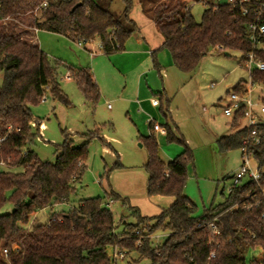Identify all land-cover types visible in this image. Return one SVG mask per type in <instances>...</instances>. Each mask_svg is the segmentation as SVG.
Here are the masks:
<instances>
[{"label":"trees","instance_id":"trees-1","mask_svg":"<svg viewBox=\"0 0 264 264\" xmlns=\"http://www.w3.org/2000/svg\"><path fill=\"white\" fill-rule=\"evenodd\" d=\"M121 1L124 8L117 14L109 9L113 0L104 5L99 0H0V251L6 248L9 252L7 259L0 255V264H113L109 248L137 251L150 264H264V203L256 204L264 201V122L253 127L261 132V143L251 148L263 169L260 187L254 181H244L228 192L222 204L201 215L184 193L191 161L188 149L164 162L152 135L140 136L148 154L144 165L147 194L172 197L168 208L149 217L134 211L137 224L126 223L121 235L115 232L113 213L101 196L81 199L68 210H54L58 204H69L76 193L75 185L87 168L91 140L99 138L108 148L112 145L94 130L85 134V142L78 146L64 132L65 140L56 145L54 162L42 160L30 148L38 135L32 126L35 120L30 104L38 103L48 90L54 99L70 102L57 79V63L38 42L24 39L26 30H18L17 24L62 34L75 42L98 40L101 50L109 55L122 51L129 37L140 29L131 18L135 0ZM189 1L148 0L143 6L163 36V47L170 52L174 66L190 74L211 49L239 50L243 61L253 48L249 24L258 16L260 0L209 5L200 21L187 6ZM256 55L264 60V48ZM69 72L85 100L97 104L100 90L91 69L70 67ZM252 79L264 85V72L254 71ZM242 88L241 82L234 89ZM163 93H155L160 96V105ZM243 115L242 110L237 112L233 125H238ZM164 126L167 141L184 142L169 122ZM248 132L242 127L221 136L217 140L220 151L241 149ZM116 165L121 166L119 162ZM16 167L23 169L14 171ZM108 195L112 200L119 198L114 192ZM7 204L10 209H5ZM244 204L252 207L244 209ZM43 209L50 210L48 221H34L25 228L29 218ZM212 223L219 235L213 234ZM157 230L170 234L164 243L154 245L152 235ZM217 242L216 257L210 258ZM249 249H260L262 259L253 258L248 263L245 254Z\"/></svg>","mask_w":264,"mask_h":264},{"label":"rangeland","instance_id":"rangeland-1","mask_svg":"<svg viewBox=\"0 0 264 264\" xmlns=\"http://www.w3.org/2000/svg\"><path fill=\"white\" fill-rule=\"evenodd\" d=\"M99 1L104 5L107 0ZM147 2L148 0H135L131 12V18L135 22L146 18L151 20L143 9ZM227 2L229 0H191L186 4L195 19L200 21L207 6ZM123 8L121 0H113L109 5V9L117 14H121ZM7 21L3 22L7 24ZM17 29L26 30L22 33L24 39L37 42L35 29H26V26L20 23L17 24ZM37 39L41 48L53 62L57 63V79L70 103L65 104L54 99L48 90L38 103L30 104L35 120L32 126L38 132L30 148L42 160L54 162L57 155L56 145L64 142V132L69 134L70 139L74 140V145L78 146L85 142V134L94 130H99L104 140L112 145V148H108L99 138L91 140L87 168L82 179L75 185L76 193L71 195L69 204H58L54 210H68L78 205L81 199L101 196L105 201L111 202L110 209L116 224L115 232L121 235L126 231V223L137 224L138 218L132 213L140 212L143 203L146 202L142 194L147 179L143 166L147 162V150L138 141L140 135L135 121L127 113L126 108L121 109L115 100L110 99L108 104L114 108L111 111L107 103L103 105L101 97L97 104L87 102L77 82L68 78L70 67H83L90 68L94 75L96 70L103 83L101 77L106 74L103 72L102 62L104 60L107 64L108 56L99 51L98 40L90 42L89 45L85 44L87 48L96 50L92 56L88 50L80 48L78 42L62 34L38 31ZM241 57L242 53L239 50L223 52L211 49L201 60L199 67L190 74L172 67L164 78L163 70L158 68L144 76V83L148 79L151 89L164 92L163 111L157 110L155 115L150 113L147 116H153L159 122H166L167 119L171 121L172 118L171 124L177 129L176 134L184 141H167L166 137L159 138L162 149L173 155L169 159H174L188 149L191 161L187 166L184 193L195 203L197 215L225 201L229 186L232 184V176L242 163L243 152L240 148L221 152L216 139L218 135L230 133L246 123V119H243L237 126H233L232 116L225 115L221 107L228 90H232L242 80H249V72L243 66ZM1 81L0 76V83ZM122 81L121 77L116 76L115 85H122ZM106 84L109 85L107 81ZM146 87L148 88L147 85ZM153 97L160 98L158 94H154ZM254 112L256 120L264 122V114L258 107H254ZM112 114L115 115L113 122L110 118ZM148 117L144 122L146 126ZM165 159L168 157L165 156ZM118 162L121 166L116 165ZM12 169L21 171L23 168ZM110 189L119 195V198L111 201L107 193ZM133 201H138V205L133 204ZM5 209H10L9 204ZM145 209L150 211L152 207L148 205ZM49 213V209L38 211L29 218L24 227L30 228L34 221L46 223ZM141 230L147 232L144 226H141ZM169 234L168 231L157 230L152 235L153 244L164 243ZM112 249H108L110 254L113 252ZM122 253L124 256L117 258L114 264H150V260L140 258L137 251ZM245 258L248 263L253 258L262 259V251L249 249Z\"/></svg>","mask_w":264,"mask_h":264},{"label":"crops","instance_id":"crops-1","mask_svg":"<svg viewBox=\"0 0 264 264\" xmlns=\"http://www.w3.org/2000/svg\"><path fill=\"white\" fill-rule=\"evenodd\" d=\"M149 21L151 22L152 20L149 19L147 20L146 18L136 22L140 29L139 31L134 32L131 35V37H129V39L125 43V48L122 51H118L108 55L105 54L100 48L99 51L100 52L102 51L106 56H108L107 58L109 59L107 61V64L104 63V60L102 62L103 72L106 74L104 77H101L103 83L95 69H94L95 75L93 72L92 73L99 87L100 97L101 100L103 101V105L107 103L108 109L112 111L114 108L109 106L110 103L108 104V102L110 99H113L116 101V103L119 104L121 109L126 108L127 113L131 115L135 121L138 134L140 136H148V135L154 136L159 147V154L161 159L164 162H168L172 160L169 158H171L173 155L170 154L169 151H166V149L165 150L162 149L159 142L160 140L159 138L163 137L165 139L166 131L164 133L159 131H154L152 125L149 123V117L147 116L150 113L155 115V111L157 110L162 112L163 100H161V105L159 106L152 105L151 103L152 96L159 91H155L154 89H151L150 81L148 79L145 80L144 83V76L147 75V73H149L151 70L158 68L159 70H163V78H164V76L167 75L168 73L167 71L175 66L173 64L171 54L169 55L170 52L165 47H163L164 44L163 36L158 31L153 21H152L153 24L150 23ZM37 32L38 30L36 31L35 38L36 41L38 42ZM89 44L90 43H88L87 45ZM80 48H85L89 52L93 51L94 54L92 56H94L96 53V50L92 48H87L86 45ZM162 63L165 65V66L163 65L164 67L162 66ZM116 76L121 77L123 79V81L121 82L122 85L119 84L118 86L115 85ZM68 78H70V72ZM106 81L109 83V85L106 84ZM241 82H242V86H244L247 81L242 80L238 82L235 85V87L239 85ZM146 85L148 86L149 89L146 87ZM230 91L231 90H228L226 94L228 95ZM227 95L224 100L225 102H222L221 104L222 108L229 103ZM168 108L169 106L167 107V109ZM147 117H148V126L144 124L145 119ZM110 118L111 121L113 122V120L115 119V115L111 116ZM232 119H234V117H232ZM154 120L157 123H159L164 129H165L164 124L166 122H169L172 130L175 133H177V129L173 127V125L171 124L173 122L172 118L170 119L171 121L167 119L166 122H162V121L159 122L156 120V118H154ZM245 125L246 123L243 126L239 127V129L245 127ZM235 131L236 130L230 131V133H227L225 135L231 134ZM140 136L138 137L139 138L138 141H140ZM221 136L223 135H218L216 139H219ZM141 146L143 145L141 144ZM165 156L166 158L168 157L167 160L165 159ZM146 175H147L146 177L147 179L145 182L146 184L142 194L143 197H145L144 199L146 202L143 203V207L140 210V213L141 215L154 216L159 214L162 210L168 208L172 204L173 198L168 196H161V195L149 196L147 194V182H148L147 172ZM111 192L113 191H111L110 189L107 193H111ZM144 193L146 194L144 195ZM133 204L138 205V201H133ZM148 205L152 207L150 211L145 209L146 206ZM124 223L126 222L124 221ZM112 251H114V249H112Z\"/></svg>","mask_w":264,"mask_h":264},{"label":"built area","instance_id":"built-area-1","mask_svg":"<svg viewBox=\"0 0 264 264\" xmlns=\"http://www.w3.org/2000/svg\"><path fill=\"white\" fill-rule=\"evenodd\" d=\"M248 2L249 0H229V2ZM264 0H260L259 3V13L255 21L249 24V38L253 43V48L250 52L245 55L243 59V66L249 72V80L245 83L242 90L237 91L235 89L231 90L227 98L229 103L223 107L224 114L227 116L234 117L237 112L243 111V119H246L245 127L248 128L249 132L246 138L243 140V146L241 148L242 155V163L240 167L234 172L232 176V184L229 186V191H231L234 187L242 184L244 181H254L260 187V179L263 172V169L260 167V164L255 159L251 148L259 145L261 143V132L253 128L255 125L261 123L256 120V113L254 112V107H258L260 112L264 114V85L254 82L252 79V73L254 71H262L264 72V60L257 57L256 51L258 49L264 48ZM4 19L3 21H6ZM84 42H78V46L83 47ZM91 55L94 54L93 51L90 52ZM212 87L214 84L211 85ZM151 103L154 106H159L160 101L157 98H152ZM109 106H111L109 104ZM149 123L152 125L154 131L165 132V129L157 123L152 116L149 117ZM253 161V163H252ZM248 198L250 195L247 196ZM264 199V196H263ZM264 203V201H257L256 204ZM111 202L106 201L105 205L110 208ZM252 205L244 204V209L251 208ZM264 218V212H263ZM211 227L214 229L213 234L219 235L220 231L216 228V224L212 223ZM138 233V232H136ZM140 240H138V244H140ZM209 244H212L211 242ZM220 247V243L217 242L213 246L210 251L209 257H216V249ZM8 249L4 248L0 251V255L7 259L8 257ZM124 253L117 251L116 249L113 251V264L115 263L117 258H122Z\"/></svg>","mask_w":264,"mask_h":264},{"label":"water","instance_id":"water-1","mask_svg":"<svg viewBox=\"0 0 264 264\" xmlns=\"http://www.w3.org/2000/svg\"><path fill=\"white\" fill-rule=\"evenodd\" d=\"M13 211H15V208H13Z\"/></svg>","mask_w":264,"mask_h":264}]
</instances>
